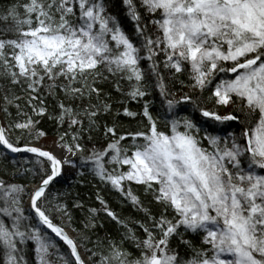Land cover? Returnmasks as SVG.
Masks as SVG:
<instances>
[{
	"label": "snow or ice",
	"instance_id": "6c2138e0",
	"mask_svg": "<svg viewBox=\"0 0 264 264\" xmlns=\"http://www.w3.org/2000/svg\"><path fill=\"white\" fill-rule=\"evenodd\" d=\"M73 157L143 216L97 192L74 227L51 190ZM0 264H264V0L0 6Z\"/></svg>",
	"mask_w": 264,
	"mask_h": 264
},
{
	"label": "trees",
	"instance_id": "16d2710c",
	"mask_svg": "<svg viewBox=\"0 0 264 264\" xmlns=\"http://www.w3.org/2000/svg\"><path fill=\"white\" fill-rule=\"evenodd\" d=\"M17 2V0H0V6L6 5V4H12ZM19 3H24L25 0H18ZM177 87H180V85H177ZM184 91H188V89H184ZM148 99H151L155 103V107L152 109L153 113H155L159 107H160V97L157 94H154L152 97H149ZM210 106V105H209ZM128 107L132 110H138L140 108L139 104H136L134 102H131L128 104ZM13 113H15V109L12 110ZM105 120L110 122L109 117H105ZM124 124L125 127H135V122L129 123V118L127 117H121L120 118ZM40 129L47 133L46 136L41 137L42 139H55L57 135V126L53 121H49L47 119H44L40 124ZM19 135V132L12 133V138L15 139L16 136ZM35 143H39L38 141H35ZM97 144V146L100 143V137L99 135L95 136L93 140H87L85 138V145L86 147H91L93 144ZM29 159H35L33 156L28 157H19L16 159L22 166L32 167L31 164L25 165L24 162ZM77 165L80 164L79 157H74L73 162ZM8 167L11 168V162H8ZM79 168V172L74 179V182L72 184H58L54 187H51V190L54 194H59L62 199L66 200L69 204V208L72 211V214L75 219L74 227H76L78 230L82 227L80 221L83 219L85 214L87 213V209L89 207H96L100 208V204L96 199V193L99 192L101 197H103L109 204V207L112 208L114 211H116L119 215L125 216V217H133V218H141L143 216V213L136 212L132 206L127 202L124 201L122 197L119 196L118 193L114 192L110 186L102 184L98 179H96L90 171L86 168ZM83 172V175L80 173ZM27 180H31V176H27ZM21 182H26L24 178H21ZM133 190L141 196L142 199L145 200V203L147 204L148 201L151 199L150 197H145L142 189L140 186H137L135 184L132 185ZM78 200L80 203L84 205L83 210L78 208H73L72 204L73 201ZM153 208V211H156V206L154 202L149 205ZM100 223L104 224V228H98L96 231L100 236H104L106 232L111 233L112 235H116L118 231V225L115 224V222L111 221L110 218L106 217L103 212L100 214ZM95 239V237H93ZM91 246V245H89Z\"/></svg>",
	"mask_w": 264,
	"mask_h": 264
},
{
	"label": "bare ground",
	"instance_id": "6f19581e",
	"mask_svg": "<svg viewBox=\"0 0 264 264\" xmlns=\"http://www.w3.org/2000/svg\"><path fill=\"white\" fill-rule=\"evenodd\" d=\"M36 146H38V147H44V146H42V145L39 146V145H37V144H36ZM44 148H47V147H44ZM48 149H49V148H48ZM29 156H33V155H29ZM19 157H24V156L20 155V156L12 157V159L16 160V159H18ZM73 158H74V157H73ZM73 158H72V159H73ZM73 163H75V161H74ZM75 164H76V163H75ZM76 165H77V164H76ZM78 172H79L78 165H77V167H75V168H72L71 166L66 165V166H65V169H64V173H63V175L60 176V177H57V181H56V182L54 181L52 187H54L55 185H58V184H72V183L74 182V179L76 178ZM74 235H75V234H74Z\"/></svg>",
	"mask_w": 264,
	"mask_h": 264
},
{
	"label": "rangeland",
	"instance_id": "374dc122",
	"mask_svg": "<svg viewBox=\"0 0 264 264\" xmlns=\"http://www.w3.org/2000/svg\"><path fill=\"white\" fill-rule=\"evenodd\" d=\"M52 141H53V139H42V138H40L39 143H37V145H39V146L42 145L44 147L51 149L52 148ZM24 157H28V156H24Z\"/></svg>",
	"mask_w": 264,
	"mask_h": 264
},
{
	"label": "water",
	"instance_id": "95a60500",
	"mask_svg": "<svg viewBox=\"0 0 264 264\" xmlns=\"http://www.w3.org/2000/svg\"><path fill=\"white\" fill-rule=\"evenodd\" d=\"M20 155H22V156H29V155H32V154H27V153L12 154V157H16V156H20Z\"/></svg>",
	"mask_w": 264,
	"mask_h": 264
}]
</instances>
